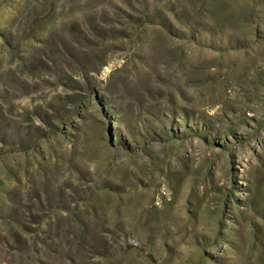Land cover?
Here are the masks:
<instances>
[{
    "label": "rangeland",
    "instance_id": "rangeland-1",
    "mask_svg": "<svg viewBox=\"0 0 264 264\" xmlns=\"http://www.w3.org/2000/svg\"><path fill=\"white\" fill-rule=\"evenodd\" d=\"M0 264H264V0H0Z\"/></svg>",
    "mask_w": 264,
    "mask_h": 264
}]
</instances>
